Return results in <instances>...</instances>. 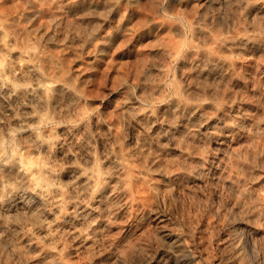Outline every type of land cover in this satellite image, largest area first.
Returning a JSON list of instances; mask_svg holds the SVG:
<instances>
[{
  "label": "rangeland",
  "instance_id": "rangeland-1",
  "mask_svg": "<svg viewBox=\"0 0 264 264\" xmlns=\"http://www.w3.org/2000/svg\"><path fill=\"white\" fill-rule=\"evenodd\" d=\"M257 1L260 0H0V17L11 31L7 29L18 36V43L36 45L33 47L38 50L39 68L44 63L45 71L42 68L41 72L50 76L45 78L58 79L57 82L67 78L66 86L72 89L68 98L72 102L68 96L58 101L61 115L72 116L64 120L58 115L66 125L50 122L47 128L68 126L75 128V133L80 131L77 139L81 137L82 143L86 142V150L94 149L91 152L97 156V165L104 170L112 169L108 159L112 154L114 157L120 153L139 165H133L127 177L124 172L126 184L131 177L129 186H122V193H116L115 199L109 197L111 206L101 215L94 208L87 215L90 220L85 216L84 223L72 224L74 231H54L52 240H41V250L21 244V239L14 237L12 242L21 245H5L4 252L0 251V264H147L151 257L158 256L162 264H176L171 253L178 248L182 249V255L177 250L180 257L188 260L186 264H264V49L252 55L248 51L226 50L219 43L220 39L235 40L251 29L256 36L264 37V11L247 15L240 7L242 2L252 6ZM204 51L227 60L222 78H201L202 69L212 60L209 55L202 56ZM40 53L42 58H38ZM195 68L200 73H193ZM57 71L56 78L53 74ZM178 95L185 99L190 96L188 100L196 103L202 98L216 101L204 110L207 117L214 118V126L221 112L230 119V108L242 104L241 108L250 114L245 134L233 136L223 148L214 143V135L209 136L207 129L196 137L181 129L169 138L162 125L178 120L172 102ZM65 105L72 106L74 112ZM215 107L226 110L218 112ZM79 109L82 111L77 113ZM83 111L86 126L78 131L75 119ZM138 113H147L146 119L140 117L139 121ZM12 133L13 139L20 137L18 131ZM137 146L140 149L136 154L132 149ZM205 150L216 151L220 160L210 161L211 170L206 167L208 172L203 175L210 174L209 177L192 181L191 174L200 167L195 156L206 154ZM65 152L70 154L68 148ZM66 155H57L59 164L66 165ZM133 169L141 170L137 177ZM231 170L240 174L233 187L226 184L233 175ZM78 224L85 225L79 228ZM234 229L244 235L238 234L235 241L246 243V251L244 245L239 258L234 256L230 242ZM169 234L175 237L176 244L170 241ZM41 235L44 234L37 231L35 237L41 239ZM238 259L244 261L236 263Z\"/></svg>",
  "mask_w": 264,
  "mask_h": 264
},
{
  "label": "bare ground",
  "instance_id": "bare-ground-1",
  "mask_svg": "<svg viewBox=\"0 0 264 264\" xmlns=\"http://www.w3.org/2000/svg\"><path fill=\"white\" fill-rule=\"evenodd\" d=\"M247 3L242 2L240 4V7L245 9L244 13L247 15H250V14L252 15L254 13L258 14L260 11H264V0H260L259 2L257 1V3H251L250 5L253 4L252 6H249V3L248 4ZM262 13L263 12H261L259 14H262ZM1 17H0V251L4 250L5 245L10 244V247H12L14 245L15 246L21 245L22 243L28 244V246L30 248H33L35 250L37 248H39L41 250V248H40V243L42 244L41 240H43L45 242L47 240H52L51 236H52V233L54 231L56 233H58V232H61L63 230H68V231L73 230L74 226L72 227V224L73 223L75 224L76 221H79V222L82 221L83 222V219L85 218V216H86V218H88L87 215L90 214V211L92 212V210L93 211L95 209L99 210L100 215H101V213L104 212L108 208V206H111V205H108V200L110 199L109 197H113L116 193L118 194V192L120 190H122V186H125V185L129 186L128 181L130 182L131 177L127 181V184H126L127 178L124 179V177H123L124 172L126 173V172L130 171L133 168V165H138V164L134 163L133 160H131V159L123 158L122 154L119 155L120 153L117 154V152H116V154H117L116 156L113 157V154H112V156L110 155V157L108 158L109 163H111L113 166L112 169L104 170L101 167H98L100 165H97L98 164L96 161L97 156H95L94 153L91 152V150H94V149H92V147H91L90 151H88L89 149L85 145L86 142L82 143L83 139L81 137H80L81 140L77 139V135H76V134H79L80 129H83L86 126L84 124L85 123L84 122V116H85L84 111H86L85 109L83 112H80L75 119V121L77 123L76 128H78V131H79L78 133H75V131L77 132V130H75V128H74V130H72L73 128L70 127L71 128V130H70V128H67L68 126L67 127L66 126L65 127L59 126V127L55 128L54 130L47 128V126H49L48 124L50 122L60 123V125L62 124V122H64L67 115L62 116L64 113L61 115L62 111L61 110H60L61 112L59 111L58 103L61 101L60 99L62 97H64V99H65V96H68L67 100L71 101L68 98H71L70 94L72 92L71 91L72 89L70 90L69 89L70 87L68 86L69 87L68 88L66 86L67 83L65 81H67V78H64L65 80L63 78L59 79L60 82H57L58 79H56L57 81H54V79L49 80V78H45V76H47V77H50V76L46 74L47 72L44 73V71H45L44 63L40 61L41 59H39V61L41 64L43 63V66H41V67L44 69V71H43L44 74L41 72V70H43V69L39 68V65L37 63L38 59H36L37 58L36 52H38L37 48L35 49L36 45L31 44L35 47L30 46L29 42L26 44L23 43L24 44L23 45L19 41V43L22 44V46H20L21 44H19L17 41L18 36L16 38L14 36L16 34L15 33L12 34V32H10L11 30L6 25L7 24L6 20L4 21L3 20L4 18H1ZM250 31L242 34L241 36H239L235 40L220 39L219 43L226 50L248 51L252 55L260 54L264 49V37H259V35L256 36L257 33L255 35V33H253L252 31H251V33H252L251 34V33H249ZM254 31H257V30H254ZM261 36H263V35H261ZM50 38H52V36ZM211 54L208 51H206V52L204 51L202 53V56H204V57L206 55L210 56ZM40 55H38V58L43 57L41 53H40ZM212 56H214V57H212ZM212 56H210L212 58L210 63L208 62L209 63L208 64L206 62L208 65L206 64L205 66H207V67L205 69L204 68L202 69L204 71H203V73L201 72V74H200V76H203L201 78L207 79V77H210V78L215 79L218 76H221V78H222L224 71L226 70L225 68H226V65L228 64V62L223 56H219L218 54H217V56L215 54ZM206 58H207V56H206ZM43 61H44V59H43ZM46 69H48V68H46ZM195 69H194L193 73L198 71L197 69L196 70ZM199 71H198V73H200ZM48 72H49V70H48ZM61 73L62 72H60V75H62ZM225 73H226V71H225ZM57 74H58V71L56 74L55 73L53 74L54 77H56ZM192 75L195 76V74H192ZM54 77H52V78H54ZM57 77H59V76L57 75ZM219 79H220V77H219ZM209 80H211V79H209ZM191 88H193V87H191ZM204 88H206V87H204ZM189 90H191V89L189 88ZM202 91H200V92L202 93ZM210 92L211 91H209L208 93H210ZM176 94H179V93H176ZM180 95H181V93H180ZM180 95L175 96V99H173L174 101H172L174 104L173 109H175L176 113H178L177 114L178 120L175 122L174 121L172 122V119H171V121L169 120L168 122H165L162 125V126H165V128L167 129L169 138H170V136H174L178 131H181V129H186V133L188 131L189 135L191 134L195 137H196V134H199L203 131H206L205 129H207V131L210 130L209 136L214 135L213 136L214 137V143L217 144L220 148H223L222 146L225 145L226 142H228L230 140V138H232L233 136L243 137V135L245 134L243 132V129L245 127L244 125L246 123L247 124L249 123L248 122V120H249L248 116L250 114L248 115L247 112L241 108V106H242L241 103H240L241 106H232L230 108L231 111L229 112V114L230 113H231V115L233 114V116L231 118L235 117L236 120L231 121L230 120L231 118L230 119L226 118L225 114L221 112V114L219 113L220 118H218V120H220V121L217 123L216 126H214L213 125V119L214 118L212 119L210 117H207L209 115L206 116L205 115L206 111H204V110L206 108L213 107L215 105L216 101L213 102L212 100H210L208 98H205V99L202 98L203 99L202 101L199 100L200 102L196 103V102H192V101L188 100L190 98V96H189V98L187 97L188 99H185L184 98L185 96L182 97ZM194 97H198V96L196 95ZM194 97L192 98L193 100H194ZM215 98H216V96H215ZM73 99H74V97H73ZM62 102L64 103V101H62ZM71 102H68V103L71 104ZM74 104H75V102L73 103V105ZM79 104H78V106H80ZM128 104H130V103H128ZM217 104H218V102H217ZM237 104L235 103V105H237ZM245 104H244V106H245ZM61 105H62V103H61ZM123 105H125V103ZM66 106H68V105H65V107ZM78 106L76 104L77 108H78ZM218 106H220V105L218 104ZM65 107L62 106V109ZM70 107H71L70 108V110H71L72 106H70ZM126 107H127V105H126ZM172 107H173V105H172ZM228 107H229V105H228ZM171 108H170V110H171ZM81 109H83V108H81ZM130 109H132V108H130ZM215 109L218 112L226 110V109L222 110L218 107H215ZM72 111L74 112V109H72ZM79 111H82V110H80V109L76 110L77 113ZM68 112H70V111H68ZM146 112H148V111H146ZM140 114L141 113L137 114V115H139V121H140V117H142V118L144 117L146 119L147 113H145V115L144 114L140 115ZM58 115H61V117L64 118V120L61 121L62 118ZM69 115L72 116V114H69ZM69 115L67 116V118L69 117ZM75 115H77V114L74 113L73 116L75 117ZM135 115H136V113L134 114V116ZM216 115H217V113H216ZM188 116H190L191 119H189ZM59 117L61 118V120ZM148 117H147V119H148ZM228 117H229V115H228ZM136 118L137 117H135V119ZM149 119H150V117H149ZM71 120L73 121L72 117L69 121H71ZM75 121H74V123H75ZM143 121H145V120H142V122ZM157 121L158 120H156L154 122H157ZM145 123L147 125L146 121H145ZM145 123H144V125H145ZM62 125H66V124H62ZM148 125H150V124H148ZM155 125H157V124H155ZM153 126L154 125H152V127ZM250 126H252V125H250ZM87 127H88V124H87ZM163 128H162V130H163ZM13 130H16L19 132L20 137L18 139H13V137H14L13 133H12ZM180 133H178V134H180ZM184 133H185V131H184ZM203 133H205V132H203ZM249 133L252 134V131H249ZM246 134H248V133H246ZM148 135H149V133H148ZM189 135H188V137H189ZM140 136L142 137V135H140ZM185 136H187V135L185 134ZM138 137L139 136L137 135V139L139 141ZM146 137H147V135L144 136V138H146ZM84 138H86V137H84ZM185 138L187 139V137H185ZM147 139L149 140L148 137H147ZM89 140H91V139H89ZM140 140H141V138H140ZM144 140H146V139H144ZM151 141L153 142V140H151ZM158 143H159V141H158ZM91 145H93V144H91ZM154 145H155V143H154ZM140 147H141V145H140ZM67 148L69 150V152H67V153H70L69 155H66V152H65ZM86 149H88V150H86ZM139 149L140 148H138V146H137V147H134L132 150L134 151V153L137 154ZM165 149L166 150H164V152H163L164 155H166L165 153H167L168 148H165ZM133 151H132V153H133ZM141 151H142V149H141ZM205 151L207 152V150H205ZM219 151L221 152V150H219ZM130 152H131V150H130ZM214 152H216V151H214ZM214 152L211 150V151L207 152L206 154L200 153L199 156L196 154L198 157L197 156H195V157L198 159L200 167L199 168L197 167V169L191 174L192 176L190 179L192 181L193 180L197 181L198 178L200 179L201 177L206 175V174L203 175L204 173H206L205 172L206 170H207V172H208V169L211 170L212 166H210V161L220 160L219 159L220 156H218L216 153L214 154ZM64 153L66 155L64 157L66 158V161L68 164L63 161L64 163H66V165H61V164H59V160L57 159V155L58 156L60 155V158H61V155H64ZM95 153H96V151H95ZM131 155H130V157H131ZM124 156H126V155H124ZM133 156H134V154H133ZM159 156H160V154H159ZM77 157L80 158L78 161H76ZM156 157H155V160H156ZM137 158L139 159V157H137ZM153 158L151 157V159H153ZM62 159H60V160H62ZM99 159H97V160L99 161ZM103 161H105V160H103ZM135 162H136V160H135ZM218 162H216V163H218ZM104 163L102 166L105 165ZM109 163L107 161L108 166H111ZM209 166H210V168H208ZM137 167H139V165ZM187 167H190V166H187ZM206 167L208 169H206ZM193 169H195V168H193ZM186 170L187 169H185V172H186ZM210 170H209V173H210ZM133 171H136V170L133 169ZM137 171L139 174V171H141V170L138 169ZM137 171L135 172V175H136ZM188 171H189V169H188ZM232 171H234V170H231V173H233V175H232V177L231 176L229 177L230 180L227 179L228 181H226V180L225 181L227 182L226 183L227 185L229 184V185H232V187H233L234 182L239 178L238 176L240 174H239V172L237 174L236 171H234V172H232ZM130 172H128V173H130ZM190 172H192V171H190ZM128 173H126V175H125L126 177H127ZM179 174H180V172H179ZM179 174H177V176ZM211 174H212V172H211ZM129 176H131V175H129ZM137 176L138 175H136V177ZM171 176H172V174H171ZM207 176H205V177L207 178ZM209 176H210V174H209ZM175 177H176V174H175ZM205 177H203V180ZM173 178H174V176H173ZM236 182H238V181H236ZM190 185H191V183H190ZM235 185H237V183ZM127 186H125V187H127ZM187 186H189V184H187ZM127 190H128V188H127ZM120 192L122 193V191H120ZM116 197H117V195H116ZM115 198L113 197V199H115ZM240 207H241V205H240ZM88 219L90 220V218H88ZM243 220H245V219H243ZM85 221H86V219H85ZM234 221H236V219H234ZM86 222H85V224H86ZM84 225L81 224L80 226H84ZM89 225H91V222ZM78 226H79V224H78ZM80 226H79V228H80ZM239 226H243V225H239ZM242 228H244V226ZM37 231H40L41 234H44L43 236L41 235L42 236L41 239H38L35 237V234L37 233ZM235 231H236V229H234V231H233L234 233H232L233 235H231L233 239H230L231 237L229 239L231 240L230 242H231V245H232V248L234 251V256L239 258V256L241 257V254L243 252L244 247H245V251H246V245H245L246 243L244 244L245 245L244 246L243 244H240L241 242H239V244H238V242L235 241L236 237H239L238 234H240V233H237ZM84 232H85V230H84ZM80 233H79V235H80ZM63 234H64V232H63ZM75 234H76V232H75ZM38 235L40 236L39 233H38ZM61 235H58V236H61ZM65 235H67V233H65ZM76 235H73V236H76ZM54 236H55V234H54ZM168 236H169L170 241H172V243L176 244V241H175L176 239L174 240L175 237H173V235H171V234H169ZM240 236H244V235L240 234ZM14 237H16L17 239H21V241H22L21 244H16V243L14 244L12 242L13 241L12 239ZM55 238L57 240V237H55ZM56 240H54V241H56ZM239 240H241V239H239ZM239 240H237V241H239ZM172 243H170V244L173 245ZM51 244L48 243V245H51ZM171 245L168 244V246H171ZM174 246H176V245H174ZM6 248L9 249L8 246H6ZM12 248L10 250H12ZM25 248H28V247H25ZM48 248H45V249H48ZM168 248H166V249H168ZM180 248H181V246H180ZM228 248H230V247H228ZM232 248H230L231 251H232ZM27 250H30V249H27ZM177 250H175L171 253L172 258L175 259V263L176 264H186V262L188 260L186 261V259L184 258L185 256L180 257V255L178 254L179 250L178 251ZM5 251L9 252V250L8 251L5 250ZM21 251H23V250H21ZM49 251H50V249H49ZM166 251H165V253H166ZM167 252H169V251H167ZM19 253H20V255H22L21 252H19ZM19 253H17V254H19ZM51 253H53V252H51ZM56 254H58V253H56ZM169 254H170V252H169ZM163 255H164V253H163ZM163 255H162V257H163ZM181 255H182V253H181ZM165 256H167V255H164V258H165ZM243 256H244V254H243ZM230 257H232V255ZM232 259H234V258L232 257ZM240 259H242V258H240ZM240 259H238V261ZM160 260L161 259H159V256L153 257V258L151 257V259L147 262V264H162V261H160ZM164 260H163V262H164ZM243 261L244 260H241V261L236 262V263H240ZM250 262H252V261H250ZM244 263H245V261H244ZM168 264H169V262H168ZM240 264H242V263H240Z\"/></svg>",
  "mask_w": 264,
  "mask_h": 264
}]
</instances>
